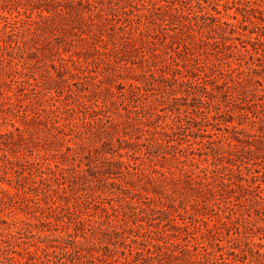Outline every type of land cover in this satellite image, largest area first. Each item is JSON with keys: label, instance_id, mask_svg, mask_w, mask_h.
<instances>
[{"label": "trees", "instance_id": "obj_1", "mask_svg": "<svg viewBox=\"0 0 264 264\" xmlns=\"http://www.w3.org/2000/svg\"><path fill=\"white\" fill-rule=\"evenodd\" d=\"M8 1L11 2L8 3L7 0H4L3 3L0 2V19H6L9 24L10 22L17 24L18 21L16 22L14 17H19L26 8L21 0L17 2ZM128 1L141 4L152 16L151 10L147 6L148 1ZM63 2L53 0L48 5H42L41 0H39L34 4L32 9L37 11L39 18L47 21L46 28H35L32 24H27L21 34L23 36L21 40H7L0 37V69L3 70L2 62L6 59L12 63L14 59L24 58L29 40L33 41V45L29 46L31 51L32 48L41 49L37 47V40H34V36L37 30H45L46 34L53 33L47 29L49 23L54 20L53 14L60 15L62 18H66L64 15L68 14L72 18L65 19L67 23L64 24H67L68 27L62 32L63 37L60 38L62 43L55 45V47H48L50 53H56L61 60L72 65L76 63L74 58H77L79 64L81 62L89 63L90 60L102 55L107 56L108 60H112L106 53L107 48L101 51L94 42L96 34L89 28L83 27V24L88 26L90 21H93L91 12L96 7L92 6L90 0H77L75 3L67 0ZM238 2L239 6H236L234 14L228 12V10H232L229 7V2L224 5L223 10L217 6L208 9L203 7L200 2H196L195 7L199 10L197 12L201 13L196 15V19L199 18L202 22L197 20L194 24L195 29L189 18L183 13L180 15L171 14L169 20L163 16L154 18V23L165 40L172 37L166 32L165 25L189 29L188 32L191 34L187 35L188 39L182 38L184 46L189 49V53L186 55L177 50L179 47L169 51H161L154 41L157 38L155 36L152 37V40L148 37L146 39L141 38V48L152 44L153 47L150 51L149 48L148 50H140L141 48H137L134 44L132 45L133 50L128 52L118 48L116 43H113L112 48L115 54H119L118 51L120 50L132 64H140L139 69L149 72L148 77L142 75V79L136 80L144 85L153 84L150 79L153 82L158 81L160 89L166 92L168 88L163 83L170 82V80L175 81L176 76L181 78L180 85H188L191 83L189 82L191 79H200L198 72H204L202 79L209 78L216 84L222 81L226 90H230V88L234 90L231 95L236 105L228 110L233 113V116H230L231 121L226 120L224 122H233L232 120L237 117L240 120L238 125L243 128L233 127V136H221L219 139L223 143L216 147H210L211 154L205 153L207 157L212 156L211 159H206V164L194 156L197 154L194 151L191 152V158L186 156L185 161H181L179 157L167 151H160L161 149L176 147L172 143L173 139L167 140L162 139V137L152 138L158 145L155 156L161 164L160 169L157 168L156 164H147L145 161L141 169L138 166L136 169V167H132L120 159L117 160L115 156L119 158L123 156L117 150L129 151L131 141L134 140L129 130L132 119L129 116L123 119L119 115L121 120L113 123L112 133L109 135L106 133L108 137L104 139L102 134H105L106 129L101 125L102 118H95L97 114L91 120L84 116L81 119V124L75 123L67 116L68 105L58 106L51 103L50 98H46L48 90L53 88L52 85L39 91L35 100L33 98L29 100V93L26 92L23 94V98L15 95V92L12 95L6 93L0 97V116L5 120H10L9 124L12 127V129L3 130L0 126V264H35L36 262L43 264L44 261L41 260L39 252L56 254V248L75 256V261L71 264H206L204 258L207 254L215 257L224 254L232 255L235 264H264V251H261L264 248V226L258 225L254 229L247 226L252 220H255L256 223L264 222V94L254 93L255 87H253L254 91L250 98L245 93L239 94L235 91L237 90L236 85L248 84L246 87H249L253 85V81L262 85L260 80L255 79V76H260L261 70L257 66L261 65H256L254 59L264 58V19L262 17L264 12L253 8L251 0H238ZM149 4L162 7V4L157 0L150 1ZM92 7L94 8L92 9ZM119 8H111L108 12L117 16L120 12ZM21 9L24 11L21 12ZM171 9L179 13L175 5ZM13 11L16 12V16H12ZM5 12L11 17L2 15ZM44 12L50 15L44 16ZM88 12L89 15L86 17ZM255 12H258L259 16L255 15ZM204 15H207L210 23L206 22ZM143 16L147 17L145 13ZM179 17L182 18L180 25L179 22H176ZM225 17L228 20H225ZM167 21L169 22L166 23ZM143 24L139 23L137 26L141 34ZM123 27L125 26L120 28ZM15 31V27L11 26L10 32L14 33ZM1 32L7 34L6 25H0ZM193 32L199 33V35L197 36ZM209 32L218 35L220 41H210L211 38L214 39V36H209ZM254 33L256 36L251 37ZM81 34L88 36L86 45L71 42L73 36L78 35L80 37ZM66 37L70 41H67ZM242 37H245L252 46V49L245 47L244 53L238 50L239 56L250 58L244 66L246 71L241 69L243 68L242 65L235 69L230 63L223 62V59L233 54V49H238L237 45L228 42ZM81 38L86 39V37ZM218 42L221 43L224 51L222 49L214 51L211 53L213 58H206L210 49L217 48L215 45H218ZM229 50L231 53L227 52ZM42 51L44 52L45 49ZM121 56L120 61L126 60L123 55ZM180 56H182V63L178 61ZM203 56L205 58H202ZM114 60L116 61V59ZM15 66L18 67L19 63L16 62ZM65 66L68 67L67 64ZM180 67H183L186 72H183ZM155 72L158 73V77L154 74ZM3 73H0L1 80L6 81V79L11 78L7 72ZM206 81L203 80L202 82ZM131 87L140 91L143 86L131 85ZM169 91L172 95H176L178 92L173 85ZM199 101L204 104L201 100ZM24 103H27L26 108L21 111L19 108ZM83 105L86 104L83 103ZM217 105L220 106L219 103ZM28 106L29 108H27ZM97 106L106 107V102ZM193 107V114L199 115L200 107L197 105ZM93 110L94 113H97L95 109ZM28 111L30 112L28 113ZM172 112L175 114V118H172L173 125L170 123L158 124L154 134H157L160 129H170L171 132H174L175 126H177L176 122H181L182 119L179 109L177 112ZM249 113L252 114V120L249 121L252 127L246 128L242 119H249ZM17 117L22 118L19 122L20 125L16 124L18 121H12ZM255 118L262 125L257 129H255ZM213 119L216 117L213 116ZM202 120H206L204 121L206 125L201 122L199 124L207 127V122H209L207 115ZM197 124L198 122L194 121L192 128H196L198 132L206 131L198 127ZM42 125L45 127L51 125L54 130L62 132L63 136L74 135L81 142L79 143L72 138L69 139L68 142L75 144L72 147L63 142L65 139L60 140L61 138L57 134L54 135L56 140H51L53 142L49 143V140H45L49 143L47 148L55 152L53 155L57 153L62 159L59 162L53 161L55 164L48 161L46 165L51 171L50 174L48 177L40 175L37 180V175L30 174V178H27L24 175L26 169H17L21 165L14 160V157L18 156L23 147L38 148L40 146L33 136L34 131H38ZM86 125L92 128L90 133L83 130ZM183 126L181 124L178 128L185 130L191 128ZM47 131L53 135L52 130L47 129ZM162 134H167V132ZM115 136L119 142L118 149L113 145V137ZM166 136L170 137V135ZM86 140L99 144L86 147L83 145ZM63 147L65 150L62 149ZM241 150L248 157L239 154ZM86 152L89 162L107 163L101 167L99 165L91 166L90 171H88L89 176L103 181L116 178L119 174L125 178L124 186L115 184V182L112 183V186L118 187L119 193L113 194L103 189H95L101 199H103L102 195L108 192L112 196L116 195L117 202H120L118 205L110 203L109 208L103 205L100 208L103 210L101 215L92 211L88 200L78 203L65 196L68 187H71L69 183H75L73 177L70 178L71 176L64 174L67 170L65 166H75L77 159ZM114 152H118V155L113 154ZM109 154L112 156L108 157ZM224 159L227 163H232L235 159L245 163L244 160L248 159L249 164L253 166L251 168L253 171L248 177H240L244 182L221 181L213 173L220 167H225L223 165ZM79 162L81 163L80 159ZM76 166L80 167V164L78 163ZM52 167H56L57 171H53ZM131 167L135 171L130 170ZM123 169H126L124 174ZM251 169L247 170L250 171ZM239 171L242 173V170ZM81 172L82 177L87 178L84 169L81 168ZM58 175L63 181H60L56 188L51 187V185H46L49 187L46 189L39 186V181L44 184L50 179H59ZM26 178L29 182L28 186L21 181V179ZM4 184L9 187H5ZM235 192L240 194L239 198H243L245 203L254 205L251 212L233 211L230 214L226 213L229 208L227 207L229 204L227 200L231 198L229 194ZM40 193L46 197L44 205L41 203ZM221 204L222 206H220ZM213 213L217 215L216 220L211 219ZM54 225L62 227V235L57 236L55 234L59 228H55ZM79 236L84 239L88 236L90 241L92 239L99 241L98 243H105V252L100 253L95 250L94 244L83 245L78 240ZM255 237H258L259 242L254 241ZM233 241H239L241 244L232 245ZM71 244L73 245L69 248L68 246ZM85 253L89 254L88 257L98 259L99 262L95 263L92 259L83 261L82 258L86 256Z\"/></svg>", "mask_w": 264, "mask_h": 264}, {"label": "rangeland", "instance_id": "obj_2", "mask_svg": "<svg viewBox=\"0 0 264 264\" xmlns=\"http://www.w3.org/2000/svg\"><path fill=\"white\" fill-rule=\"evenodd\" d=\"M17 1L19 0H12V2ZM38 1L39 0H21L26 9L25 12H23L24 10L21 9V12L23 13L19 17H14L16 22L18 21L17 24H11L14 22H10L9 24L6 19H0V25L7 26V34L1 32L0 37L7 40H21V38L23 37L21 34L23 33V30L25 26H27V24H32L35 28L47 26V21L45 19L39 18L37 11L35 9H32L34 4ZM56 1L63 2L64 0ZM67 1L75 3V1L77 0ZM146 1H148L147 6L151 10L152 16H150V13H147L145 7H143L139 3H134L132 1L90 0L92 6L96 7V9L91 12L93 21H90L88 26H84L83 24V27L89 28V30H92L96 34L94 42L97 46L100 47L101 51L107 48L106 53L109 54L108 57H110V59L112 60H108L107 56L102 55L98 56L94 60H90L89 63L81 62L79 64L77 63V58H74L76 63L72 65L71 63H65L60 59L58 55H56V53H50V51L47 49L48 47H55V45H60V43H62L60 42L62 40L60 39L61 36L63 37L62 32L65 28L68 27L67 24H64L67 23V20L65 19L72 18L68 14L64 15L66 18H62L60 17V15L53 14L54 20L53 22L49 23V26L47 28L53 31V33L46 34L44 32L45 30H37V33L34 36V40H37V47L41 49L36 50L35 48H32L31 51V47L29 46L33 45V41L29 40V44L26 45L27 49L25 50L23 56L24 58H21L19 60L14 59L12 63H10L11 61L9 62L8 59L2 62L3 64L1 67L3 68V70L0 69V73L7 72L11 78L6 79V81L0 79V97L6 93H10V95H12L13 92H15V95L23 98V94L26 92L29 93V100L32 98L35 100V96L37 95V93H39V91H41L44 87L52 85L53 88L48 90L49 92H47L46 98H50V102L55 103L58 106H62L65 104L68 105L67 116L72 122L75 123L77 122L81 124V119L84 118V116H86L88 120H91L92 117L97 114L95 118L101 117V125L104 129H106L105 134H102V137H105L104 139L108 137L107 134L109 135V133H112L113 123L119 122L121 120L119 115H121L123 119H126L127 116L132 119V125L130 126L129 130L131 131L134 140L131 141V148L129 151L117 150L118 152L120 151L121 155H123L122 158L115 156L117 160L120 159L126 164L131 165L132 167H136V169L137 166L141 169L143 167L142 164L144 163V161L147 164H156L157 168L160 169L161 164H159L160 162L155 156L158 145L157 142L152 140V138L162 137V139L167 140L173 139L172 143L176 147L161 149L160 151L163 150L169 152L172 155H176L180 158L181 161H185L187 158H191V152L194 151L197 153L194 156L198 159H201L202 162L206 164V159H211L212 156L207 157V154L205 153L211 154L210 147H216L223 143L221 139H219L221 138V136H233V127L238 126V129L243 128L238 125V122L240 120L237 117L232 120L233 122H224L226 120L231 121L230 116H233V113L228 110L236 105V102L231 95L234 90L231 88L230 90H226V87L223 85L222 81H219L216 84L209 78L202 79L204 76V72H198L200 74V79L197 80L196 78H193L189 81L191 83H189L188 85L179 84L181 80L180 76H176L177 79L175 81L170 80V82H162L163 85H166V87L168 88L166 92L165 90L163 91L160 89L158 81L153 82V80L150 79L153 84L144 85L136 80L142 79V75H146L148 77L149 72L143 69H139L140 64H132L129 58L124 56V54L121 53L120 50L118 51L119 54H115V52L112 50L113 43H116L118 48H122L123 50L128 52L130 50H133V44L134 46L136 45L137 48L142 47V43L140 42L141 38L146 39L148 37L152 40V37L155 36L157 38L154 41L157 43V47L161 51H169L173 48L176 49V47H179V49L177 50H179L181 54L186 55L189 53V49L184 46V41L182 40V38L186 40L188 39L187 35L191 34L188 32L189 29H179L178 26L165 25L164 28L166 32H168L172 36L171 38L165 40L161 31L154 23V18L163 16L165 19L169 20L171 18V14L177 13L178 15H180L183 13L189 18V21L191 22V24H193V28H196V26L194 25L196 21L198 20L199 22H202L201 19H196V15L201 14L197 12L199 10L197 7H195L196 2H200L205 8L211 9L212 6H217L220 10H223L224 5L229 2V7L232 8V10H228L230 14L235 13L236 6H239V2L238 0H157L162 4V7H160L159 5L153 6L149 4L150 1L154 2L156 0ZM0 2L3 3L4 0H0ZM7 2L10 3L11 1L7 0ZM50 2H53V0H41L42 5H48ZM64 2H66V0ZM251 3L253 8H257L264 12V0H251ZM173 5L178 8L179 13L171 9V7L173 8ZM94 7H92V9ZM111 8H119V14L117 16H115V14H109L108 10ZM194 11L196 12L193 13ZM143 13H145L147 17L143 16ZM2 15H4L5 17H11V15H9L7 12ZM16 15V12L13 11L12 16ZM49 15L50 14L44 12V16ZM88 15L89 12L86 13V17H88ZM255 15L259 16L258 12H255ZM204 16L206 18V22L210 23L211 21L207 18V15ZM262 17L264 19V14L262 15ZM224 19L228 20L227 17H225ZM117 21L119 22L117 23ZM180 21H182L181 17H179V19H176V22H179V25ZM168 22L169 21H167L166 23ZM139 23H144L142 27V34L137 29ZM11 26L15 27L16 29L14 33L10 32ZM121 26L125 27L120 28ZM173 27L176 28L174 29ZM255 30H257V28H255ZM193 33H195V35L197 36L199 35V33ZM208 34L211 37L214 36V39L211 38L210 41H220V38L214 32H209ZM255 36L256 34L254 33L251 37ZM81 37H86V39H82ZM65 39H67V41H70V39L67 37ZM87 39L88 36H86L85 34H81L80 37L78 35L73 36L71 38V42L78 45H86ZM228 43L237 45L238 49H233V54H230L229 56H227V58L223 59V62L230 63L231 66L235 69L238 68L239 65H242L243 68L241 69H244L246 71L247 69H245L244 66H246V63L248 60H250V58L248 56H239L238 50L244 53L245 47H247L248 49H252L251 43H249V41H247L245 37L229 41ZM215 46H217V48L210 49L208 57L206 58H213L211 53L214 51L220 49L224 51L220 42H218V45ZM152 47V44H150L146 45L143 49L141 48L140 50H148L149 48L150 51ZM42 49H45V51L43 52ZM227 52L231 53L230 50ZM121 55H123L126 60L120 61L122 57ZM202 58L205 57L203 56ZM114 59H116V61ZM181 60L182 56H180L178 61L182 63ZM16 62L19 63L18 67L15 66ZM254 62L256 65H261L257 66V68L261 70L260 76H255V79L260 80L262 85L253 81L252 86L246 87L248 86V84H244L243 86L236 85L237 90H235L239 94L245 93L248 98L252 97V93L254 91L253 87L256 88L254 93L264 94V58H255ZM66 64L69 68L65 66ZM75 66L76 68H74ZM180 69L183 72H186L183 67H180ZM235 72L238 71L235 70ZM154 74L156 75V77H158L157 72H155ZM184 80H187V78H184ZM203 80L207 81L203 83ZM131 85H139L143 87L139 91L137 89H132ZM171 85H173V87L178 90V92H176V95H172L169 91L171 90ZM219 85L222 87H220ZM39 96L41 97V95ZM199 100H201L204 104H201ZM82 102L86 105H83ZM104 102H106V107L100 108L97 106L103 105ZM218 103L220 104V106L217 105ZM26 105L27 103L21 104V107L19 109L21 111L24 110L26 108ZM194 105L200 107L201 112L197 116L193 114ZM27 108H29V106ZM93 109H95L97 113H94ZM177 109H179L180 111V118L182 119V121L176 122L177 126H175L174 132H171L170 129L159 130V128H157L159 132L157 134H154L153 132L155 131V127L158 124L170 123L171 125H173L172 118H175V114L172 111L177 112ZM29 112L30 111H28V113ZM206 115L209 122H207L208 126L204 127L201 126L199 122L206 125L204 122L206 120H202V118L206 117ZM213 116H215L216 119H213ZM248 117L249 119L244 118L242 119V121L245 122L244 125L246 126L244 127L251 128L252 126L249 124V121L252 120V114L249 113ZM21 119L22 118L17 117L12 121H18L16 122V124L20 125L19 122L21 121ZM254 120L256 121L255 129L262 126L261 122L257 118H255ZM194 121L198 122V127H201L206 131L202 130L198 132L196 128H192L194 126ZM9 122L10 120H5L0 116V126L3 130L12 129ZM181 124L184 125L183 127L191 128L186 130L180 129L178 127H180ZM47 129L52 130L53 135L49 134V131H47ZM83 130L90 133V131H92V128L89 125H86ZM163 132H167V134H162ZM34 133L35 134L33 138L35 141L39 142L40 146L38 148L23 147L18 156L14 157V160L18 161L20 163L19 165H21L20 167H17V169H26L24 175L27 178H30V174H34L33 176L37 175V180L40 175L43 177H48V175L50 174L51 171L46 165L48 161L55 164V162L53 161L59 162L62 159V157H60V155H58L57 153L53 155V153L55 152L50 151L47 148L49 147V143L53 142L51 140H56V136H54L55 134H57L58 137L61 138L60 140L65 139V141L63 140V142L72 147H74L75 144L74 142H68L69 139L72 138L73 140L79 141V143L81 142L80 139L75 138L74 135L63 136L62 132L54 130L51 125H49L48 127L42 125L41 128L38 131H34ZM166 135H170V137L168 138ZM45 140H49V143ZM113 142L114 147L118 149L119 142L117 141V136L113 137ZM98 144L99 143L96 144V142L86 140L83 145L87 147ZM62 149L65 150L64 147ZM118 152H114L113 154L118 155ZM86 154L87 152L81 155V158L79 157L77 159L75 166H65L67 170L64 172V174L67 176H71L70 178L73 177L75 179V183H69L71 184V187H68V191L65 196L78 203H82L88 200L89 206L92 211L97 212V215H101L103 213V210H101L100 208L103 205L109 208L110 203L113 205H118V203H120L117 202L116 195L112 196L111 194H108V192H111L113 194L119 193L120 190H118V187L112 186V183L115 182V184L117 183L121 186H124L125 178L120 174L117 175L116 178H109L105 181L92 178V176H89L88 172L90 171L91 166L94 167L95 165H99V167H101L102 165H107V163H102L100 161L89 162ZM239 154L244 155L243 157H248V155L242 150L239 152ZM111 156L112 155L110 154L108 155V157ZM79 159L81 160V163L79 162ZM244 161L245 163L235 159V161H233L232 163H227L224 159L223 165L225 167H220V169H217L213 174L219 180L224 182H244V180H241L240 177H248L251 174L250 172L253 171V169H251L253 168V166L249 164L250 161L248 159H245ZM78 163L80 164V167L76 166L78 165ZM164 166L167 165L164 164ZM132 167L130 168V170L135 171ZM81 168L84 169L87 178L82 177L83 175H81ZM247 169L251 170L248 171ZM52 170L57 171V168L52 167ZM239 170H242V173H240ZM125 171L126 169H123V174ZM27 178L21 179V181L23 184L28 186L29 182ZM60 181L63 180L59 176V179L53 178L46 181L44 184L39 181L38 184L40 187L45 189L49 188L46 187V185H51V187L56 188ZM4 186L9 187L7 184H4ZM95 189H103L108 192L106 194H103V199H101L99 197V193H97ZM230 195L231 198L227 200L229 201L227 202L229 203L227 205V207L229 208L226 210L227 214H230L233 211H240V213H249L254 209V205L245 203L243 201V198H239L240 194H238V192L230 193L229 196ZM40 198L42 199L41 203L44 205L46 197L40 193ZM220 206H222V204ZM220 213L223 214L222 211H220ZM211 219L216 220L217 215L213 213ZM254 221L255 220H252L247 224V226L253 229L258 225L264 226V222L261 221L260 223H256ZM54 227L59 228L58 231H55V234L57 236L63 234V232H61L62 227L60 228L59 225H54ZM86 237L87 238L84 239L83 237L79 236L78 240H80L83 245L94 244L95 250H98L100 253L105 252V243H98L99 241L92 239L90 241L89 237ZM254 241L259 242L258 237H255ZM223 244L226 243L223 242ZM234 244L241 243H239V241H233L232 245ZM72 245L73 244L69 245L68 247L71 248ZM111 248L114 247L111 246ZM55 251L56 254H52L51 252L49 254L39 252L41 260L44 261L43 264H71L73 261H75L74 255L66 253L59 248H56ZM235 251L239 252L238 250ZM261 251H264V248ZM85 255L86 256L82 258L83 261L92 259L95 263L99 262V260L96 258L88 257L89 254L87 253H85ZM204 262L206 264H235L234 256H229L226 254L217 257L211 254H207L204 258ZM35 264L38 263L36 262Z\"/></svg>", "mask_w": 264, "mask_h": 264}]
</instances>
